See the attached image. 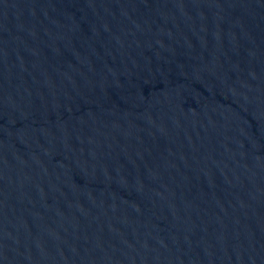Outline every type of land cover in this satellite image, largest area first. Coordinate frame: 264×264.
Returning a JSON list of instances; mask_svg holds the SVG:
<instances>
[{
  "label": "water",
  "instance_id": "1",
  "mask_svg": "<svg viewBox=\"0 0 264 264\" xmlns=\"http://www.w3.org/2000/svg\"><path fill=\"white\" fill-rule=\"evenodd\" d=\"M0 264H264V0H0Z\"/></svg>",
  "mask_w": 264,
  "mask_h": 264
}]
</instances>
